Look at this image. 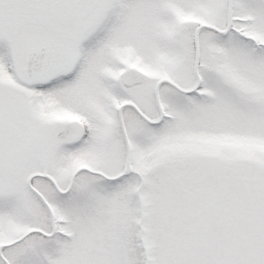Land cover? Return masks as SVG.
<instances>
[{"label":"snow or ice","instance_id":"6c2138e0","mask_svg":"<svg viewBox=\"0 0 264 264\" xmlns=\"http://www.w3.org/2000/svg\"><path fill=\"white\" fill-rule=\"evenodd\" d=\"M0 264H264V0H0Z\"/></svg>","mask_w":264,"mask_h":264}]
</instances>
